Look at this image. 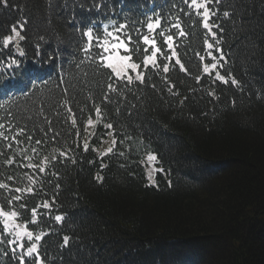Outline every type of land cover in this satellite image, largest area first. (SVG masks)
<instances>
[{
  "label": "snow or ice",
  "instance_id": "1",
  "mask_svg": "<svg viewBox=\"0 0 264 264\" xmlns=\"http://www.w3.org/2000/svg\"><path fill=\"white\" fill-rule=\"evenodd\" d=\"M10 6L11 0H0V11ZM47 7L45 23L51 26V13L59 9L61 26L70 31L34 36L26 18L0 23V81L10 79L29 53L38 58L42 47L46 53L53 47L47 60L54 67L59 63L51 102L32 99L47 80L37 83L29 76L18 95L6 85L0 89V264H62L69 235L60 238V254H50L51 238L68 223L61 211L62 170L69 164L97 166L92 179L103 184L101 173L111 162L130 169L137 151L130 129L149 93L162 101L167 96L169 108L183 109L190 97L218 105L227 92L247 87L234 74L241 41L235 27L231 34L226 28L229 22L235 25L234 16L246 23L235 2L48 0ZM89 69L94 86L84 91ZM185 79L192 85L181 97L178 85ZM20 97L31 100L32 107L19 105ZM236 103L233 98L230 106ZM158 165L157 154L148 151L136 165L141 173L129 174L145 189L159 190L161 179L171 188L170 173Z\"/></svg>",
  "mask_w": 264,
  "mask_h": 264
},
{
  "label": "trees",
  "instance_id": "2",
  "mask_svg": "<svg viewBox=\"0 0 264 264\" xmlns=\"http://www.w3.org/2000/svg\"><path fill=\"white\" fill-rule=\"evenodd\" d=\"M234 2L246 23L234 16L235 25L229 22L226 28L231 34L235 27L241 41L234 52V74L247 85L245 91L227 92L218 105L207 97H190L183 109L169 108L167 96L162 101L149 93L130 129L137 149L130 169L111 162L101 173L103 184L92 179L97 166L69 164L62 170L61 211L68 223L59 237L51 238L55 246L50 248V254L59 255L60 238L71 237L62 264H264V0H226L227 6ZM11 5L0 11L5 26L19 17L29 20L34 36L70 31L61 26L59 9L51 13V26L45 23L48 0H11ZM52 52L53 47L47 53L42 47L38 58L29 53L10 79L0 81V89L6 85L18 95L29 76L37 83L47 80L32 99L51 102L59 71V63L54 67L47 60ZM88 71L84 91L94 86ZM191 85L187 79L178 85L181 97ZM17 103L32 107L24 97ZM209 108L214 111L201 116ZM148 151L170 173L171 188L161 179L159 190L145 189L141 179L129 174L141 173L136 165Z\"/></svg>",
  "mask_w": 264,
  "mask_h": 264
},
{
  "label": "rangeland",
  "instance_id": "3",
  "mask_svg": "<svg viewBox=\"0 0 264 264\" xmlns=\"http://www.w3.org/2000/svg\"><path fill=\"white\" fill-rule=\"evenodd\" d=\"M209 199H210V198H208V200H209ZM205 251H208V252H209V251H210V249L206 247V248H205Z\"/></svg>",
  "mask_w": 264,
  "mask_h": 264
}]
</instances>
